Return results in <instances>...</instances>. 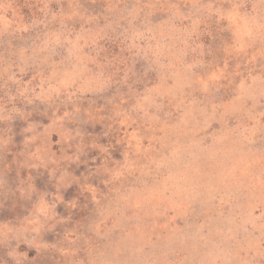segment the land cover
I'll use <instances>...</instances> for the list:
<instances>
[{
	"label": "rangeland",
	"instance_id": "374dc122",
	"mask_svg": "<svg viewBox=\"0 0 264 264\" xmlns=\"http://www.w3.org/2000/svg\"><path fill=\"white\" fill-rule=\"evenodd\" d=\"M0 264H264V0H0Z\"/></svg>",
	"mask_w": 264,
	"mask_h": 264
}]
</instances>
